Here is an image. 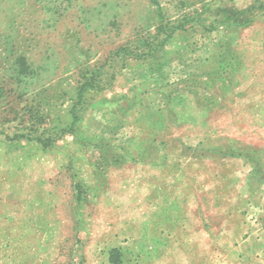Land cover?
<instances>
[{
	"label": "rangeland",
	"instance_id": "rangeland-1",
	"mask_svg": "<svg viewBox=\"0 0 264 264\" xmlns=\"http://www.w3.org/2000/svg\"><path fill=\"white\" fill-rule=\"evenodd\" d=\"M0 264H264V0H0Z\"/></svg>",
	"mask_w": 264,
	"mask_h": 264
}]
</instances>
